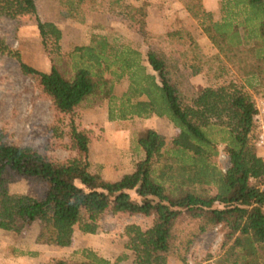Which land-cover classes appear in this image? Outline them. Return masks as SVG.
Segmentation results:
<instances>
[{"label":"trees","instance_id":"16d2710c","mask_svg":"<svg viewBox=\"0 0 264 264\" xmlns=\"http://www.w3.org/2000/svg\"><path fill=\"white\" fill-rule=\"evenodd\" d=\"M182 1L220 54L231 59L236 50L233 56H249L238 61L244 76L264 75V0H221L218 20L202 0ZM59 4L66 17L82 23L86 11H99L104 1L59 0ZM108 11L136 23L145 40L155 38L171 47L147 51L153 72L138 49L112 43L100 33H93L88 44L70 54V76L56 64L49 71L35 68L0 38V54L15 58L21 73L35 81L54 111L69 116L70 147L76 152L74 158L61 161L0 138V228L20 234L37 222L35 243L68 247L76 228L97 234L108 212L143 215L152 219L148 228L128 224L124 229L125 248L132 251L134 264H169L171 256L185 262L195 238L217 227L223 241L215 264H264V164L252 143L254 99L242 86L195 89L189 78L206 70L201 46L189 29L149 32L144 5L114 0ZM24 14L34 16L47 53L51 54L50 44L59 49L62 31L41 20L35 0H0V15ZM174 46L195 53L190 50L184 56ZM222 69L210 71L217 78ZM124 77L129 86L119 98L114 85ZM184 85L192 98L183 95ZM95 99L107 100L110 120L167 117L179 129L178 138L169 147L166 136L154 129L139 133L144 159L133 172L109 180L91 170L89 136L72 118ZM221 145L230 161L226 170L216 162ZM13 180L41 186L44 194L37 198L10 193ZM187 220L196 226L183 237L179 225ZM80 253L78 262L53 258L54 264H118L128 258L111 261L87 248Z\"/></svg>","mask_w":264,"mask_h":264},{"label":"rangeland","instance_id":"374dc122","mask_svg":"<svg viewBox=\"0 0 264 264\" xmlns=\"http://www.w3.org/2000/svg\"><path fill=\"white\" fill-rule=\"evenodd\" d=\"M103 1L99 11H86L85 21L81 23L65 16L60 9L59 0H35L41 20L56 24L62 31L59 49L50 44V55L44 49L32 15L24 14L15 18L0 15V38L4 39L9 48L19 51L22 59L35 68L49 71L56 64L62 72L70 76L73 72V59L70 54L76 47L88 44L93 33H100L107 35L112 43L138 49L148 71L153 72L147 63V51L161 47L166 51L171 47L164 42L158 43L155 38L145 40L136 23L108 11V4L114 0ZM209 1L214 3L215 10H211L214 18L220 19L221 0H202V3L205 6ZM122 2L144 5L147 30L153 34L176 28L191 29L193 37L201 46L206 70V73L189 78L197 91L208 86L218 87L225 84L242 86L252 99L264 95V75L244 76L238 64L243 55L247 58L249 56L241 53L233 56L236 50L230 53L231 59L220 54L198 23L188 14L182 0H121ZM200 35L208 38L207 44L200 43ZM190 50L179 49L184 56ZM192 52L195 53L191 50L190 53ZM249 61L255 63L254 58H249ZM217 66L224 69L216 72L218 75L222 72L216 78L210 69ZM128 86L127 77L122 78L115 82L114 94L119 98L123 97ZM182 88L183 95L192 98L187 86ZM108 111L107 100L95 99L90 104H83L72 114V118L78 129L89 136L91 170L102 173L109 180H117L124 174L133 172L136 164L144 159L145 154L137 143L139 133L148 128L154 129L166 136L169 147L178 138L179 129L167 117L154 115L149 118L110 120ZM69 124V116L57 114L51 101L41 93L35 81L21 73L17 60L11 55L0 54V138L65 161L76 156L75 150L70 147ZM216 162L222 170L230 166L223 145L220 146ZM9 191L37 198L44 194L41 186L29 184L25 180H13L9 184ZM132 196L137 199L135 194ZM151 222V218L143 215L108 212L101 219L97 234H85L76 228L70 246L57 250L47 248L41 252L32 250L39 230L37 222L20 234L0 228V264H54L53 258L78 262L81 260L80 251L84 248L92 249L111 261L127 255L128 258L118 264H134L132 251L125 248L124 229L128 224H138L146 229ZM195 226L194 222L184 221L179 225L180 235L185 237L188 232L195 230ZM222 241L223 233L219 228H210L195 238L186 253L185 262L171 256L169 264H215V259L222 252Z\"/></svg>","mask_w":264,"mask_h":264},{"label":"built area","instance_id":"2783aa9c","mask_svg":"<svg viewBox=\"0 0 264 264\" xmlns=\"http://www.w3.org/2000/svg\"><path fill=\"white\" fill-rule=\"evenodd\" d=\"M256 114L254 116V130L252 143L255 147L256 154L264 164V95L254 98ZM261 186L264 187V169L261 176Z\"/></svg>","mask_w":264,"mask_h":264},{"label":"crops","instance_id":"0c3cea01","mask_svg":"<svg viewBox=\"0 0 264 264\" xmlns=\"http://www.w3.org/2000/svg\"><path fill=\"white\" fill-rule=\"evenodd\" d=\"M213 2L211 3V1H209V2H207L206 4H205V6L207 7H205L208 11H213V10H215V8L213 7ZM189 14V13H188ZM189 30H191L190 28H189ZM193 35H194V33H192ZM199 40H200V43L202 42V43H204V44H207V37H205V35H200L199 37ZM91 235H95V234H91ZM35 240V239H34ZM47 248H56V250L58 249V248H64V247H61V246H56V245H45V244H37V243H35V241H34V247L32 248V250H35V251H45ZM55 250V249H54Z\"/></svg>","mask_w":264,"mask_h":264}]
</instances>
